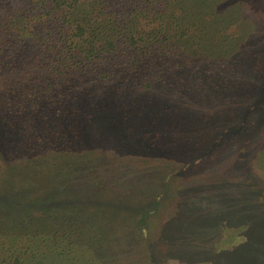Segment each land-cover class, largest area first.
Wrapping results in <instances>:
<instances>
[{
  "label": "trees",
  "instance_id": "trees-1",
  "mask_svg": "<svg viewBox=\"0 0 264 264\" xmlns=\"http://www.w3.org/2000/svg\"><path fill=\"white\" fill-rule=\"evenodd\" d=\"M251 2L0 0V166L8 169L0 176V264L159 263L166 236L148 228L158 207L124 210L130 188L113 199L97 194L99 165L112 172L122 142L99 135L97 122L114 112L121 124L130 118L176 125L182 114L206 115L247 93L245 111L258 112L264 62H256L252 50L256 40L263 47L264 19ZM257 118L251 125L244 114L227 126L236 146L226 166L239 163L243 154L235 150L243 151L239 145L249 138L241 132ZM184 124L185 132L193 126ZM223 141L219 135L205 139L170 171L176 176L208 161ZM175 143L170 150L180 153L182 142ZM31 151L34 158L25 156ZM43 179L73 186L51 193L47 183L39 190L30 186ZM261 179L257 188L264 190ZM20 182L25 186L14 184ZM233 188L223 179L207 185L204 196L196 190L185 199L190 225L202 229L193 248L209 256L208 264H264V198L259 206L244 191L246 210L223 217L226 228L212 229L211 218L192 212L232 200ZM127 216L129 224L119 218Z\"/></svg>",
  "mask_w": 264,
  "mask_h": 264
},
{
  "label": "rangeland",
  "instance_id": "rangeland-1",
  "mask_svg": "<svg viewBox=\"0 0 264 264\" xmlns=\"http://www.w3.org/2000/svg\"><path fill=\"white\" fill-rule=\"evenodd\" d=\"M251 3L253 4L251 9L256 11V13L261 15L264 19V0H253ZM249 41L250 40H248V42ZM259 42L260 40H256L253 46L257 47L252 50V53L258 54L259 56L255 58L256 62L261 61V63H263L264 43L263 47H261L262 44ZM247 99H249L248 93L242 97L238 95V99L233 100L230 105L224 106L222 109L216 108L213 112L207 113L206 115L191 113L189 116H183L182 114L180 116L181 119L176 120V125H174L172 121L169 122L170 124L168 125H162L152 119L136 120L130 118L123 119L124 125L121 124V121H116L112 118L114 112L112 116H108V121L102 119L100 122H97V132L99 135L104 134L108 137L109 135H116L118 136V140L122 141L119 143L120 153H118L120 163L117 161L114 170L111 172L110 170H105V168H103L104 166L99 165L102 169L100 174L96 176L95 181H97V186L101 192L97 191V194L102 197V199L104 197L113 199L115 193H118L119 196L120 193L124 194L125 189L127 190L130 188L125 195L124 210L131 212L130 210H141L144 207L151 210L153 205L158 207V212L155 210L154 215L152 213V217H150L151 220L148 223V228L152 230L150 232L153 235H155V233L157 235L161 232L166 236L165 241H163L162 245L159 247L160 251L158 253L161 259L158 264H208L210 259L209 256L196 255V251L193 248V246L198 245L197 242L200 243L194 239L197 237V230H199V234L202 229L197 228L198 225H190L189 222L193 221V219H190L189 215L185 213L188 208L183 206L186 205L188 201L185 199L189 197L194 198L196 190H199L198 193H201L199 195L200 198L207 185H213L215 182L216 184L221 183L223 179L228 180L236 186V188H233L234 191L231 193L233 194V199L230 201L224 202L218 199L214 207H206L202 209L201 212H194V209L189 208L192 209L194 215L202 214L201 216H203L204 219L211 218L207 222L211 224H209L210 226H214L212 229L226 228L227 224L225 223L226 221L223 220V217L231 218L234 212H245L246 202L243 192L246 190L248 191V189L257 204H259V206L262 205L264 190L258 189L256 182L261 178L260 181H264V93L261 92L258 98L259 100L262 99L261 110L258 108V112H253V110H251L249 113L245 111L247 106L249 107V101H245ZM240 110H242V113H240ZM244 114L245 117L247 114L249 124L253 125L252 123L255 122L254 119L256 115L258 116V122L256 125L254 124L255 126L247 127L241 132V134L249 138L239 145L242 146L241 148H243V151L236 149L235 153H241L243 156H241L242 158L239 163L231 164L229 167L226 166L228 163L227 156L235 149L236 140L234 134L227 133V126L230 122L240 121ZM195 121H197V123L194 126L193 122ZM184 123L193 125L188 132H185L183 127V125H185ZM123 125L124 127H122ZM103 127L106 129H102ZM177 128L181 130V138L178 135L179 131H177ZM112 130H114V132ZM231 131L232 129L230 132ZM225 133L227 135H225ZM234 133H237V131ZM218 135L224 138L223 148L217 149V152H215L208 161L197 164L190 170L184 171L181 174L179 173V175H173L174 173L170 171L171 168L179 166V164H182L185 160H189V155H194L193 153L199 148L200 142L208 138L212 139V137H217ZM175 141L179 143L182 142V148H180L182 151L180 153L175 151L171 152L170 150L171 148L174 149V144H176ZM34 152L35 151H31V153L25 156L29 157L33 155L31 158H34ZM186 152L193 153L186 155ZM253 152L254 154L252 155L255 157L251 160L249 157L252 156L250 153ZM108 153L110 152H106V154ZM233 153L234 152L231 154ZM110 156L111 155H107V157ZM232 156H235V154ZM28 157L23 156L17 161V165H23L22 162ZM35 162L36 161L32 164L35 165ZM85 166L87 167L89 165ZM237 169L243 173V178L237 177V173H239ZM7 171L8 169L6 167L3 168L0 166V176L4 173V176L7 177ZM112 178H117V180H119L118 182L123 185L119 187L112 181ZM141 178L143 180L140 182L139 179ZM6 181L9 182V180ZM46 183L49 185L47 187H50V193L55 191V188L67 190V188L69 189L73 186V184L69 182L60 183L58 179L54 181L46 179H43V181L33 180L30 186L39 190L45 188L43 185ZM125 183H127V185H125ZM14 184L16 186H25L21 182L20 185L18 183ZM218 186H220V184ZM189 188H193L194 194H189L190 191L187 193ZM24 194L26 193L24 192ZM17 196L22 197L20 189H18ZM261 209H264V207ZM101 210V208H98L95 211L99 213ZM127 217L119 218L125 220L126 224H129L131 222V217ZM132 226L134 227L135 225ZM200 226L206 230L210 229L208 225ZM191 227L194 230H192ZM189 232L190 238L185 235H188ZM156 235L155 237H157ZM225 237H228V235H225ZM239 241L240 239H236L233 243L236 244ZM200 245L201 244H199V246ZM217 245L221 247L224 246L221 240L217 242ZM206 248L210 249L209 242H207Z\"/></svg>",
  "mask_w": 264,
  "mask_h": 264
}]
</instances>
